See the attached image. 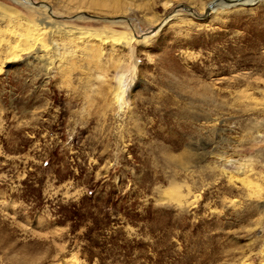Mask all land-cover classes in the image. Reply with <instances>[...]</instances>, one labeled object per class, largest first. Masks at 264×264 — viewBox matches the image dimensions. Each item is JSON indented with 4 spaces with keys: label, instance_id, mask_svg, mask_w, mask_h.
<instances>
[{
    "label": "rangeland",
    "instance_id": "1",
    "mask_svg": "<svg viewBox=\"0 0 264 264\" xmlns=\"http://www.w3.org/2000/svg\"><path fill=\"white\" fill-rule=\"evenodd\" d=\"M211 1L0 0V264H264V0Z\"/></svg>",
    "mask_w": 264,
    "mask_h": 264
},
{
    "label": "water",
    "instance_id": "2",
    "mask_svg": "<svg viewBox=\"0 0 264 264\" xmlns=\"http://www.w3.org/2000/svg\"><path fill=\"white\" fill-rule=\"evenodd\" d=\"M220 0H212L210 3H208L206 5V8L203 10V13L202 14H196L193 12V10L188 7V6H185V5H178L175 7V9H173V12L176 11V10H180L184 13H187L189 16L197 19V20H202L204 19L209 12H211V9L213 8V6H215V4H217ZM245 0H233V4L235 5H239V4H242ZM224 2V1H223ZM32 5H35L36 3H31ZM116 21H120V20H117ZM113 22V21H111ZM156 30V28H151L149 29V31L145 32L143 35H147L148 33H151L152 31Z\"/></svg>",
    "mask_w": 264,
    "mask_h": 264
},
{
    "label": "bare ground",
    "instance_id": "3",
    "mask_svg": "<svg viewBox=\"0 0 264 264\" xmlns=\"http://www.w3.org/2000/svg\"><path fill=\"white\" fill-rule=\"evenodd\" d=\"M224 1V2H223ZM258 0H245L242 4L239 5H235L233 4V0H220L217 4H215V6H213V8L211 9L212 12L217 11L218 9L220 10H227V9H232V8H243V7H248V6H253L255 3H257ZM210 3V2H209ZM42 8H46L45 6H41ZM3 10V9H2ZM23 20V19H22ZM23 23V22H22ZM42 25H44L43 23H41ZM20 26V25H19ZM23 26V25H22ZM21 26V27H22ZM26 26V25H24ZM50 29H53L50 27ZM51 31V30H50ZM54 32V30H53ZM32 38V37H29ZM26 38L25 40L29 39ZM37 39L38 38H34L32 39V41L28 42L27 45H30L31 47H34L37 44ZM39 42V41H38ZM23 43V42H22ZM38 45V44H37ZM21 46V45H20ZM121 99V96H120Z\"/></svg>",
    "mask_w": 264,
    "mask_h": 264
}]
</instances>
